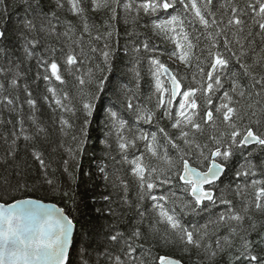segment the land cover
<instances>
[{
  "label": "trees",
  "instance_id": "1",
  "mask_svg": "<svg viewBox=\"0 0 264 264\" xmlns=\"http://www.w3.org/2000/svg\"><path fill=\"white\" fill-rule=\"evenodd\" d=\"M32 2L35 3V0ZM62 2L64 7L58 8L56 0H40L41 8L47 13L54 12L58 18V20H52L54 24H57L56 33L53 34L38 31L28 34L21 27L26 13L31 12V9L27 8L26 0H2L0 2V29H7L8 36L6 40H0V69H3L0 71V85H4L0 88V101H3L5 96L11 97L14 101L12 105L0 102V196L3 197L0 202L9 204L20 199L33 198L54 203L63 208L76 225L74 245L71 250L72 264H108L104 253L114 247L107 243L109 232L117 230L128 235L134 228H139L142 233L149 236L145 249H151V256H148L147 252L142 253L148 256L149 264H158L155 258L159 256L173 257L184 264H229L228 251H219L215 245L218 237L222 239L228 234L225 225H220L217 230L209 224L208 235L203 240L204 244L212 245L211 250L217 251L215 258L210 257L209 251L211 250L203 247L197 249L180 243L178 239L173 245L152 247L150 226L155 225L163 233L167 230V225L156 223L159 217L152 207L153 201L147 195L143 200L140 199L141 189L137 178L132 174L133 165L130 162L143 156V163L147 168L156 169L152 179L158 185L160 179L171 176L170 184L158 186L152 194L167 195L169 202L165 207L168 209L175 207L182 224L190 230L198 229L202 234L205 231L203 225L208 224L210 220H215L220 213L226 211L224 205L217 203L213 206L205 202L208 207L204 210L198 209L193 212L189 208L186 210L187 214L181 212L178 205L191 200V197L181 189V183L173 175L181 168V165L177 151L168 143L164 132L180 144L185 151L189 149L182 141L176 140L179 132L178 129L172 127L178 102L173 103L172 119L164 115L168 110L166 102L170 98L168 91L170 87L162 72L159 73V77L167 92L163 94L165 106L157 107L161 93L156 88V67L151 61L158 59L169 67L182 83L185 91L189 88H200V85L207 79L206 74L212 63V56L209 53L221 52L229 59V66L214 73L220 76L224 87L212 96L213 103L215 105L221 103L222 92L230 90L235 80L246 93V98L241 105L242 113L245 114L242 126L247 125L251 117L254 130L258 133L264 132V112L260 111L264 108V99L255 95L251 100L247 99L248 93L254 94L259 91V88L253 87L254 82L251 76L245 75L240 66L242 63L252 65L255 75H264V65L254 63L264 57V37L257 35L259 29L254 26L250 17L245 16L243 19L246 24L243 33L237 32L235 27L226 31L228 39L232 41V51L237 53L240 51L239 45L235 42L237 39L244 45L246 55L241 57L240 62H237L225 50L224 36L216 37L217 47L213 48L212 42L207 38V32H215L217 29L213 27L206 31L192 14L185 13L179 4L175 10L159 11L152 15L141 11L138 16L134 4L131 13H125L121 8L118 10L117 18L111 19L107 10L94 12L91 10L90 0H83L91 36L84 34L81 42L79 37L83 32L82 20L72 15L67 0H62ZM124 2L127 0H121L122 4ZM224 2L225 0H213L209 6L208 10L215 13L218 20L225 12V9L221 7ZM205 3L206 0H197L202 10ZM235 3L243 8L247 0H235ZM177 14H182V19H185V31L194 45L190 66H186L177 58L179 49L170 38L171 34H165L153 28L154 22ZM224 20L226 22L227 16H224ZM68 22L72 29L71 39L63 35L68 30ZM109 31L112 32L110 37L106 35ZM249 31L253 33L251 37H248ZM234 32L237 33L235 36ZM97 35L101 37L99 40L93 38ZM33 37L39 40L40 44L34 50V55L27 57L24 52L26 38L32 39ZM106 43L109 45L108 49H105ZM145 43L148 44L147 50L143 47ZM53 48L57 49V53L61 49L67 52L70 48L79 53L83 48V63L80 65V72L76 75H84L91 69V82H87L88 77L85 76L86 84L81 89L75 76L65 71V65L59 54L56 59L61 62V75L66 83L60 84L54 77L48 81L44 80L45 68L40 61L51 59ZM92 48L96 51L92 52ZM135 49H139V52ZM105 50H110L112 53V71H107L105 67L102 56ZM199 68L204 69L203 76ZM73 71L75 72V69ZM48 74L50 75V72ZM193 75L196 76L195 81ZM105 76L107 77L105 90L98 93L101 99L96 101L97 108L93 116L89 118L90 123L86 128L85 151L83 155L73 160L67 150L75 149L81 139V129L85 119L84 113L80 110L81 102L88 99L89 93L96 92V84ZM12 79L18 81L16 86L11 84ZM25 86L27 91L32 93L31 98L36 101L34 109L26 102L28 96ZM50 87L55 88L58 94L63 92L69 94L72 99L65 103L75 107V115L62 111L54 104L51 93L48 92ZM230 94L238 98L235 93L230 92ZM194 98L200 105V115L197 119L202 122L205 109L203 91H198ZM256 100H260L261 103L255 109L256 115L251 116V110L246 108V104ZM129 101L134 106L132 109L127 107ZM110 111L117 112L118 119L125 122L122 128L119 123L113 121L109 114ZM144 111L154 113L150 123L137 118ZM61 117L69 120L72 125L63 132L59 123ZM257 121L259 123H256ZM217 124L218 130L205 127L203 134L196 133L189 139H194L201 145L210 143L209 135H218L219 130L224 128L220 121H217ZM38 127L46 131L38 133ZM161 128L164 132L160 131ZM153 134L157 138L156 148L159 154L157 157H153L146 148ZM142 135L147 136L148 140L140 139ZM25 136L30 139L25 140ZM13 140H15L14 145ZM121 141H134L135 146L130 144L126 150H121L119 148ZM34 150L41 153L48 165L46 169L42 168L39 161L34 158ZM165 151L175 164L171 170L163 159ZM10 153L13 154L10 155ZM191 154L192 166L206 171L208 162L197 161L194 145L191 148ZM64 161H68L67 171H65ZM247 161L255 165L256 176L247 179L237 178L235 171L240 169L241 165L247 166ZM5 179L11 181L13 186L19 181L21 184L26 183L28 187L6 194L5 187L2 186ZM47 179L53 181L51 186L46 183ZM251 179H264V147L258 145L247 146L242 152H236L229 161L224 176L215 184L216 196L219 197L221 192H224L226 198L233 201L236 210L240 211L247 201L253 199L255 190L249 187L243 195L237 196L236 186L243 187L245 183H250ZM121 181L127 185L126 193ZM172 193H175V196ZM105 195L110 196V200H105L103 198ZM141 212L144 214L143 217L140 215ZM249 215L257 224V232L264 233V214L253 210ZM250 223L251 221H245L244 230L249 228ZM257 232L252 233L253 240L258 239ZM89 234L94 242L85 248L84 242L89 240ZM239 243V239L236 238L235 244L239 245ZM186 247L187 251H185ZM224 247L227 248L226 245Z\"/></svg>",
  "mask_w": 264,
  "mask_h": 264
},
{
  "label": "snow or ice",
  "instance_id": "2",
  "mask_svg": "<svg viewBox=\"0 0 264 264\" xmlns=\"http://www.w3.org/2000/svg\"><path fill=\"white\" fill-rule=\"evenodd\" d=\"M2 2V0H0ZM72 15L81 18L83 23V32L79 37L82 42L84 34L91 36L89 25L87 23V17L85 16V8L83 7V0H67ZM213 0H206L204 8L198 6L197 0H127V2L121 3V0H90L92 11L107 10L110 13L111 19H116L118 10L123 9L125 13H131L133 11V5L135 4V11L137 16L141 11L145 14L152 15L159 11L168 12L169 9H176L179 4L182 6L185 13H191L193 18L199 22L200 25L207 31L209 28L215 27L217 31L207 32V38L212 42V47H217L216 37L223 35V45L226 51H228L237 62H240L241 57L245 56L244 45L237 39L235 42L239 45V53L232 51L230 41L226 35V31L235 27L237 32L243 33L246 21L243 17L248 16L252 19L254 26L259 29L257 35L264 37V0H247L246 5L242 8L235 0H225L221 5L225 9L221 18L218 20L216 14L211 12L209 6ZM27 8L31 9L30 13H26L23 18L21 27L28 33L32 32H47L48 34L56 33L57 24L52 22L53 19L58 20L55 13H47L41 8L40 0H26ZM56 6L63 8L64 4L62 0H56ZM224 16H227L225 22ZM211 17V19H209ZM68 30L63 35L71 39L70 32L72 31L70 22ZM185 19H182V14L170 15L167 19H162L154 22V30H158L165 34H171L170 38L175 42L176 48L179 49L177 58L186 66H190V58L192 56V49L194 45L189 40V35L184 28ZM179 29V32H177ZM58 34V33H57ZM237 33L234 32L235 36ZM59 35V34H58ZM108 37L112 35L109 31L106 33ZM253 33L248 32V37H251ZM7 29H0V40H6ZM99 40V35L93 37ZM247 39V37H245ZM40 44V41L35 37L32 39L26 38V46L24 48L25 55L32 57L34 50ZM144 49H148V44L143 45ZM109 45L105 44V49H108ZM92 52L96 49L92 48ZM139 52V49H135ZM57 54L62 57L63 65H65V71L69 75H74L78 81L81 89L86 84L85 76L88 77L87 82H91L92 70L89 69L84 75H76L80 72V65L83 63V48L79 53L75 52L71 48L69 51L64 52L62 49L57 53V49H51V59H41L40 63L45 68V75L43 79L48 81L51 78H55L60 84L66 83L65 79L61 75V62L56 59ZM212 56V63L210 70L206 74V81L200 85V88H189L188 90H181V82L175 75L169 72V69L162 64L158 59H152L151 63L155 65L156 71V88L161 93L158 108L165 106L164 89L159 73L164 72L168 74L171 82L170 98L167 100L168 110L164 115L169 119H172V106L177 97H181L178 101V108L175 110V120L172 123L174 129H178V136L176 140L183 142L188 151L181 148L180 144L176 143L171 137L164 132L161 128L160 131L164 132L168 143L173 149L177 151L181 168L173 173L176 179L181 183V189L186 191L191 200L183 202L178 205L181 212H185L187 209L196 212L204 210L208 207L205 201L215 206L217 203L224 205L225 212L218 215L215 220H210L208 224L202 227L205 231L200 234L199 230H190L184 226L176 213V208L168 209L165 205L169 202L167 195L156 196L153 195V190L160 185L170 184L171 176L160 179L159 185L152 179L153 174L156 172L155 168L149 170L143 163V156H140L130 163L133 165L132 174L137 178L139 187L141 189L140 199L143 200L145 195L153 201V209L157 211L159 219L157 224L167 225V230L163 233L156 228L155 225L150 226L152 247L161 245H173L177 239L180 243L185 245H191L197 249L205 248L211 250V244H204L203 240L208 235L207 229L209 224L214 226V229L218 230L220 225L227 227V235L222 239L218 237L215 240L216 249L219 251H228L229 264H264V233L257 232V224L253 220V217L249 215L253 210L256 213L264 214V179H251L250 183H245L243 187L236 186L235 192L237 196L243 195L249 187H252L254 191V197L252 200L247 201L244 207L237 211L233 201L226 198L224 192H221L217 197L214 191L215 184L221 179L223 173H225L229 161L235 156L237 151H243L247 146L255 144L264 147V132L258 133L252 127L253 121L249 117V123L243 125L245 114L242 113L241 105L246 98V93L241 89L240 85L233 80L230 90H224L220 97L221 103L215 105L213 103L212 96L223 89L224 85L219 75H214L218 71H222L229 66V59L221 52L209 53ZM174 55H176L174 53ZM103 60L107 71H112L111 59L112 53L110 50L102 52ZM256 64L264 65V57L258 61H254ZM241 68L244 70L245 75L251 76L253 80V87L259 88V91L247 94V99L251 100L252 96H258L264 99V75L257 76L252 71V65L241 64ZM75 69V72L73 71ZM3 71V69H0ZM50 72V75L48 74ZM200 74L204 75V69L199 68ZM107 77H102L96 84V92L89 93L88 99L81 102V111L84 113L85 119L83 121V127L81 129V139L75 149L69 148L67 151L73 160H76L78 156L83 155L86 144L87 125L90 123V119L93 116L94 111L97 108L96 101L101 97L98 93L105 90V81ZM193 80H196V76L193 75ZM11 84L16 86L18 81L16 79L11 80ZM4 85H0L3 88ZM203 91L205 96V109L202 117V122L197 119L200 115L199 108L196 99L194 98L198 91ZM27 104L33 109L36 106V101L32 99V93L27 91ZM48 92L51 93L52 101L54 104L64 112H69L75 115L76 109L70 104H66V101L72 99L67 92L61 94L57 93L55 88H48ZM235 93L236 97L230 94ZM18 99V97H17ZM45 99H48L45 97ZM2 103L12 105L14 103L11 97L5 96ZM260 100H256L246 104V108L251 110V116L256 115V107L260 104ZM127 107L132 109L134 106L131 101L128 102ZM139 112V109H137ZM260 111L264 112V108ZM110 116L114 122L119 123L122 128L124 121L118 119V114L115 111H110ZM154 113L144 111L138 115V119H142L145 122H151ZM217 121H220L224 128L219 130V134L209 135L208 141L201 145L194 139H189L190 136H195L196 133L203 134L205 127H212L214 130H218L219 126ZM61 131H65L66 128H71L69 120L60 118ZM256 123H259L258 121ZM38 133L45 132L43 128L37 129ZM25 140L30 137L25 136ZM73 139H76L73 137ZM140 139L147 141L148 137L142 135ZM156 136H151V141L146 144L148 152L153 157H157L159 154L156 148ZM13 145L15 140H13ZM135 146L134 141L119 143L121 150H126L129 145ZM195 146L197 153V161L203 163L208 162L207 170L201 171L198 168L192 166V154L191 148ZM13 153H10L12 155ZM251 155V153L249 154ZM34 158L39 161L42 168H47L45 160L38 151H33ZM163 159L169 166V170L175 167V164L171 157L168 156L167 151L164 152ZM219 161V162H218ZM247 166L241 165L240 169L235 171L237 178H249L255 177L254 171L255 165L250 161H247ZM65 171H67L68 161H64ZM103 171V169H101ZM46 183L52 185L53 181L47 179ZM124 187L125 193L127 192V185L121 181ZM5 187L6 194L8 192H15L21 190V188H27L26 183L21 184L19 181L12 185L11 181L5 179L3 185ZM207 186V187H206ZM67 195V193H65ZM175 196V193H172ZM105 200H110V196L105 195ZM0 199H3L0 196ZM103 211V210H100ZM187 214V213H186ZM143 217V213H140ZM251 221L249 228L244 230L245 221ZM235 222V223H232ZM74 222L69 219L62 209H56L51 206L41 204L39 201L31 199L17 200L15 203L0 204V264H72L71 249L74 245ZM243 230V234H242ZM257 232L258 239H252V233ZM215 234V232H214ZM199 238H196V237ZM238 238L239 245L235 244V239ZM149 236H146L141 232L139 228H134L130 234L125 235L123 232L112 230L107 236V243L114 247L105 251L104 255L108 261V264H149L148 256H151V249H145V244L148 243ZM94 241L89 234V240L85 241V248L90 246ZM227 246V248L224 247ZM139 250V253H138ZM187 251V247L185 248ZM147 252L148 256L142 253ZM211 258H215L217 255L216 250L209 251ZM158 260V264H181L178 259H171L167 256H159L155 258Z\"/></svg>",
  "mask_w": 264,
  "mask_h": 264
},
{
  "label": "water",
  "instance_id": "3",
  "mask_svg": "<svg viewBox=\"0 0 264 264\" xmlns=\"http://www.w3.org/2000/svg\"><path fill=\"white\" fill-rule=\"evenodd\" d=\"M166 67H167V66H166ZM167 68L169 69V72H170L172 75H175L174 72H173L169 67H167ZM163 76H164L165 80L168 82V84L170 85V90H171L172 85H171V82H170V80H169L168 74H166V73L163 72ZM177 79H178V78H177ZM178 80H179V79H178ZM181 90L184 91L182 83H181ZM179 99H180V97H177V101H175V103L178 102ZM254 145H255V144H252V145H249L248 147H251V146H254ZM218 162H219V161H218ZM225 172H226V171H225ZM224 174H225V173L222 174L221 179H222V177L224 176ZM221 179H220V180H221ZM220 180H218V181L216 182V184H217ZM206 187H207V186H206ZM26 199H31V200H34V201H39L41 204H44V205H46V206H51V207L56 208V209H62L63 212H64V215H66L69 219H71V218L66 214L65 210H64L63 208H61L60 206H58L57 204L49 203V202H44V201H41V200H38V199H33V198H25V199H20V200H26ZM15 202H16V201H15ZM15 202H12V203H15ZM205 202H207V201H205ZM12 203H9V204H12ZM0 204H3V203L0 202ZM73 222H74V221H73ZM74 225H75V223H74ZM75 233H76V225H75V228H74V238H75ZM71 250H72V249H71ZM169 258H171V259H176V258H173V257H169ZM179 261H180V260H179ZM180 262H181V261H180ZM181 264H184V263L181 262Z\"/></svg>",
  "mask_w": 264,
  "mask_h": 264
},
{
  "label": "rangeland",
  "instance_id": "4",
  "mask_svg": "<svg viewBox=\"0 0 264 264\" xmlns=\"http://www.w3.org/2000/svg\"><path fill=\"white\" fill-rule=\"evenodd\" d=\"M168 91L170 92V88L168 89ZM167 92V91H166Z\"/></svg>",
  "mask_w": 264,
  "mask_h": 264
}]
</instances>
